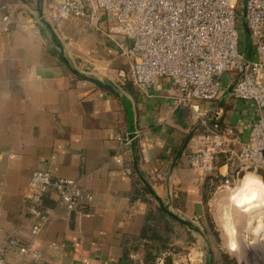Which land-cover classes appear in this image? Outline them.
<instances>
[{
    "label": "crops",
    "instance_id": "obj_1",
    "mask_svg": "<svg viewBox=\"0 0 264 264\" xmlns=\"http://www.w3.org/2000/svg\"><path fill=\"white\" fill-rule=\"evenodd\" d=\"M3 3L20 12L7 31L0 22V250L7 259L20 262L8 246L10 238L32 240L28 181L34 170L72 179L93 199L68 211L58 204L56 191L46 192L39 205L52 213L32 240L41 257L22 264H144L135 243L150 210L159 206L147 185L171 211L191 221L204 215L203 190L215 185L210 208L227 250L237 255L228 248L236 244L231 236L239 226L254 234V249L264 248V183L257 171L223 163L211 175L226 177L228 183H208V176L190 168L186 159L198 147L202 116L245 138L259 113L250 101L222 94L175 107L166 92L170 81H163L159 90L138 88L129 61L115 44L87 20L64 21L55 31L69 64L110 85L114 93L67 69L46 27L30 21L37 4ZM121 97L130 104V122ZM134 131L137 141L121 149L118 136ZM192 236L197 242L201 237ZM243 243V249L249 245ZM193 249L179 250L173 258L183 263Z\"/></svg>",
    "mask_w": 264,
    "mask_h": 264
},
{
    "label": "built area",
    "instance_id": "obj_2",
    "mask_svg": "<svg viewBox=\"0 0 264 264\" xmlns=\"http://www.w3.org/2000/svg\"><path fill=\"white\" fill-rule=\"evenodd\" d=\"M240 2L251 39L248 57L240 40ZM39 6L42 16L35 13L30 21L41 23L43 17L53 29L64 21L87 20L129 61L131 80L138 88L159 90L163 81H170L166 92L175 107H191L196 100L210 101L222 94L250 101L259 113L245 138L221 132L217 121L207 123L202 116L198 147L186 159L190 168L204 176L214 172L220 154L230 165L264 171V0H40ZM0 9V22L7 31V25L18 22L20 12L7 3ZM138 137L137 131L118 136L120 148H130ZM28 185L32 240L52 213L39 205L46 192L56 191L58 204L68 211L83 208L93 199L74 180L53 178L45 170L32 171ZM32 240L10 238L8 246L18 253L20 262L10 261L0 250V264L38 262L41 254L32 247Z\"/></svg>",
    "mask_w": 264,
    "mask_h": 264
},
{
    "label": "rangeland",
    "instance_id": "obj_3",
    "mask_svg": "<svg viewBox=\"0 0 264 264\" xmlns=\"http://www.w3.org/2000/svg\"><path fill=\"white\" fill-rule=\"evenodd\" d=\"M25 1L28 2V4L32 3L30 4L32 6L39 2V0ZM238 7H241V2ZM239 16V21H241L239 29L243 32L240 39L242 43L241 45L245 50L246 55L248 54V57L249 54L251 55V47L248 49L250 38L246 31L245 22L242 20L243 14H241V10ZM226 80L227 78L223 79L224 82ZM245 169L250 172L256 171L255 169L250 168ZM213 193L214 189L207 199L204 215L201 219L195 221L189 220L191 222V225L189 226L173 219L159 206L158 210H150L144 232L141 238L137 239L135 243V250L140 253L143 262L146 259H152L158 264H165L168 260H170V262H167V264H208L209 256L211 254L213 264H230V259H234L236 264H264V248H261L262 250H257V248L254 249V246L251 244L254 243L253 239H255V236L246 226H239L232 230L234 235L232 234L231 237L235 241L233 243L236 244L232 248H228L229 250L235 251L236 254L240 251L242 257L238 259L237 255L227 250L224 232L220 230L217 220L213 215V210L211 211L210 208V200ZM163 205L169 209L164 203ZM196 229H198L199 232ZM194 234L200 235L202 238L199 237L197 242V236H195V239L192 236ZM175 241H178L177 243L181 246L176 244ZM243 241L250 246L248 245L243 249ZM186 247L194 248L193 250L196 251L190 254V257L185 253V255H187L185 256L183 263L177 260V257L173 258L179 250L181 252H188L185 250ZM261 251H263V253Z\"/></svg>",
    "mask_w": 264,
    "mask_h": 264
},
{
    "label": "water",
    "instance_id": "obj_4",
    "mask_svg": "<svg viewBox=\"0 0 264 264\" xmlns=\"http://www.w3.org/2000/svg\"><path fill=\"white\" fill-rule=\"evenodd\" d=\"M21 1L22 2H25V0H21ZM36 9H37L38 16L41 17L42 16V10H41V8L39 6V2L37 3V8ZM41 23L46 27V30L48 31V33L50 35V38H51L52 43L58 48V51H59L58 57H59V59L64 63V65L67 67V69L73 75L78 76V77H81V78L86 79L88 81H91V82H93V83H95L97 85H100V86H102V87H104L106 89H109L112 92L116 93L114 91V89L110 85L105 84V83L101 82L100 80H98L96 78H93L91 76H88V75L82 73L81 71H79L78 69L72 67L69 64V62L67 61V59L65 58V56H64V47H63V45H62L59 37L57 36L55 30L51 27V25L43 17L41 18ZM246 31H247V34H249V38H250V33H249L248 29H246ZM250 47H251V39H250V43H249L248 49ZM121 100H122V102L125 105L126 112H127V118H128V121L130 122L131 117H132V110H131L130 104L123 97H121ZM146 187H147L148 192L158 202L159 207L161 209H163L169 216H171L173 219L177 220L178 222H180L182 224H185V225H188V226L191 225V222L189 220L181 218L177 214H175L172 211H170L167 207H165L163 205L162 200L158 197V195L153 191V189L149 185H147ZM196 230L199 232L198 229H196ZM208 264H213V258H212V255L211 254L209 256Z\"/></svg>",
    "mask_w": 264,
    "mask_h": 264
},
{
    "label": "trees",
    "instance_id": "obj_5",
    "mask_svg": "<svg viewBox=\"0 0 264 264\" xmlns=\"http://www.w3.org/2000/svg\"><path fill=\"white\" fill-rule=\"evenodd\" d=\"M30 2V1H29ZM32 4V3H30ZM241 8V7H240ZM238 9V14L240 13V10L241 9ZM219 125V128H220V124L218 123ZM221 132H225V130L223 129H219ZM223 163H226V160L224 158V155L223 154H220L218 155V159L216 161V165H220V164H223ZM259 177L261 178V180L263 181L264 183V171L262 170H258L257 171ZM227 178L226 177H223L221 175H218V174H214V175H209L207 177V181L206 182H213L215 184H221L222 182H224ZM214 189V186L212 185L211 187H208V185L205 187V189L203 190V193H202V200L203 202L206 204L207 203V199L209 198L210 194L212 193V190ZM237 256L238 258L240 259L242 257V254L240 251L237 252ZM227 257V256H226ZM228 258V257H227ZM167 262H170V260H168ZM167 262L165 264H167ZM229 263L230 264H236L234 259H230L229 260ZM144 264H158L156 263L155 261H153L152 259H146L144 261Z\"/></svg>",
    "mask_w": 264,
    "mask_h": 264
},
{
    "label": "bare ground",
    "instance_id": "obj_6",
    "mask_svg": "<svg viewBox=\"0 0 264 264\" xmlns=\"http://www.w3.org/2000/svg\"><path fill=\"white\" fill-rule=\"evenodd\" d=\"M252 194V193H251ZM251 201V200H250ZM253 203V202H252ZM240 212V211H239ZM252 222H254V220L252 219L251 220ZM255 223V225L258 223V222H254ZM254 223H252V224H254ZM255 225H253V227H255ZM260 232V231H259Z\"/></svg>",
    "mask_w": 264,
    "mask_h": 264
}]
</instances>
